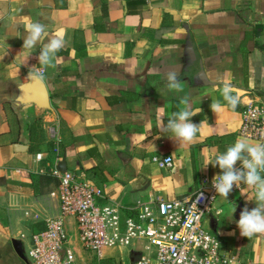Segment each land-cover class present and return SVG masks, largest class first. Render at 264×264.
Wrapping results in <instances>:
<instances>
[{
	"label": "crops",
	"instance_id": "obj_1",
	"mask_svg": "<svg viewBox=\"0 0 264 264\" xmlns=\"http://www.w3.org/2000/svg\"><path fill=\"white\" fill-rule=\"evenodd\" d=\"M33 21L63 36L54 67L38 62L40 45L23 48ZM169 68L182 92L166 88ZM32 76L45 83L49 108L23 89ZM224 84L238 97L235 109ZM183 96L201 109L190 143L163 131ZM213 102L223 106L217 114ZM250 102L264 105V0H0V264H29L15 242L27 255L31 234L59 215L52 168L64 163L127 207L189 199L221 173L205 167L211 158L238 139L257 144L239 134ZM168 156L172 168L153 162ZM227 199L218 196L203 227L229 264H264V234L242 237L236 225L245 206H256L254 189L241 184ZM142 248L134 245L130 264Z\"/></svg>",
	"mask_w": 264,
	"mask_h": 264
},
{
	"label": "built area",
	"instance_id": "obj_2",
	"mask_svg": "<svg viewBox=\"0 0 264 264\" xmlns=\"http://www.w3.org/2000/svg\"><path fill=\"white\" fill-rule=\"evenodd\" d=\"M241 115L240 136L264 143V105L247 103ZM37 159L43 160V154H38ZM153 162L166 169L173 167L174 160L171 156L154 157ZM49 174L59 180L56 195L60 213L44 229L31 234L26 255L30 264H74L78 250L90 252L103 262L112 251L137 243H142L143 248L131 264L231 261L222 252L220 239L203 227L204 216L213 210L219 196L212 183L189 199L138 200L127 207L109 199L103 188L81 174L61 172L57 166ZM69 220L75 226L73 237Z\"/></svg>",
	"mask_w": 264,
	"mask_h": 264
},
{
	"label": "clouds",
	"instance_id": "obj_3",
	"mask_svg": "<svg viewBox=\"0 0 264 264\" xmlns=\"http://www.w3.org/2000/svg\"><path fill=\"white\" fill-rule=\"evenodd\" d=\"M23 35V48L32 49L40 45L38 62L45 66H55L54 60L57 53L64 46V39L60 33L55 35L49 33L44 24L39 21L29 22L25 26ZM47 41V42H45ZM166 88L169 91L182 92L183 86L179 79V71L176 68H169L164 73ZM231 85L224 84L222 88L223 99L235 109L238 104V97L231 94ZM180 107L173 112L166 124H163V131L170 132V137L175 142L190 143L200 131V124L192 122L201 109L190 107V98L181 97ZM220 102H213L210 108L214 113L222 110ZM240 164L237 167V164ZM218 167L220 174L213 177L212 187L216 194L228 200L229 194L234 187L239 189L241 184L254 189L255 207L249 209L245 206L239 213L236 225L242 237L250 238L255 234H264V143L251 144L245 139H238L234 144L227 147L223 153L211 158L207 165ZM205 197L202 196V199ZM236 207L232 209L235 213Z\"/></svg>",
	"mask_w": 264,
	"mask_h": 264
},
{
	"label": "water",
	"instance_id": "obj_4",
	"mask_svg": "<svg viewBox=\"0 0 264 264\" xmlns=\"http://www.w3.org/2000/svg\"><path fill=\"white\" fill-rule=\"evenodd\" d=\"M29 84H26L23 89L26 90L27 93H29L30 91H36L37 92V101L36 100H33V102H36L37 104L39 103V105L42 107V108H49V98H48V92H47V89H46V85L45 83L38 77L36 76H32L31 78H29ZM25 149L22 148H19V151L20 152H24ZM58 169L61 171V172H66L67 169H66V166L65 164H60L58 166ZM15 245L16 247L19 246V248L17 249L18 251V254L20 255V257L26 261L27 263H29L26 255L24 254L23 250H22V244L20 242H15ZM30 264V263H29Z\"/></svg>",
	"mask_w": 264,
	"mask_h": 264
},
{
	"label": "rangeland",
	"instance_id": "obj_5",
	"mask_svg": "<svg viewBox=\"0 0 264 264\" xmlns=\"http://www.w3.org/2000/svg\"><path fill=\"white\" fill-rule=\"evenodd\" d=\"M134 247H128V248H121L120 250H115L112 251L109 255H111L112 253L119 254V252L121 253V258H125V262H122L120 264H130V255H131V251H133ZM78 253V252H77ZM82 256H77L76 254V261L74 264H119L116 258H112V256L110 258H108L106 261L100 262L97 257H95L92 253L87 252L85 250L81 251Z\"/></svg>",
	"mask_w": 264,
	"mask_h": 264
}]
</instances>
